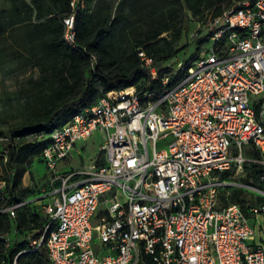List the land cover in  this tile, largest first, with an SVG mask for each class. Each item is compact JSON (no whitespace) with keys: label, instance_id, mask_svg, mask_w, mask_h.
I'll list each match as a JSON object with an SVG mask.
<instances>
[{"label":"built area","instance_id":"obj_1","mask_svg":"<svg viewBox=\"0 0 264 264\" xmlns=\"http://www.w3.org/2000/svg\"><path fill=\"white\" fill-rule=\"evenodd\" d=\"M70 6L64 38L74 47L86 0ZM202 23L192 36L211 45L180 80L159 78L154 58L139 50L144 86L110 91L35 134L31 141H48L40 161L51 171L38 192L21 196L27 187H15L10 166L16 141L0 136V216L11 225L0 241L5 250L23 246L0 264L43 250L50 264H264L249 222L264 217V0L235 1ZM95 134L101 164L58 172ZM247 166L259 170L257 183L244 181ZM236 191L258 196L243 208L232 201ZM24 212L39 216L30 229Z\"/></svg>","mask_w":264,"mask_h":264},{"label":"trees","instance_id":"obj_2","mask_svg":"<svg viewBox=\"0 0 264 264\" xmlns=\"http://www.w3.org/2000/svg\"><path fill=\"white\" fill-rule=\"evenodd\" d=\"M71 1L9 0L10 7L0 10V73L17 72L24 63L40 71L38 77H26L3 99L9 120L0 118L7 127L6 132L0 130V136L11 135L16 141L10 166L17 188L27 167L40 158L48 143L31 141L33 135L63 126L110 91L138 83L144 86L148 76L139 50L154 58L159 78L173 74L180 80L199 54L185 60L178 71L165 64L187 47L180 44L189 20L205 22L239 0H86L85 10L76 13L74 47L64 38L63 21L71 13ZM92 55L97 58L95 69ZM148 88L155 89V82ZM258 172L257 167L247 166L244 181L257 183ZM30 193L34 191L29 187L21 190L23 197ZM232 201L246 207L242 191H236ZM38 219L28 212L21 215L25 229L31 228L28 221L37 224ZM10 226L7 216H0V233ZM22 247L5 250L0 241V261L7 254L12 258ZM43 259L50 264L45 251L28 253L20 264H39Z\"/></svg>","mask_w":264,"mask_h":264},{"label":"rangeland","instance_id":"obj_3","mask_svg":"<svg viewBox=\"0 0 264 264\" xmlns=\"http://www.w3.org/2000/svg\"><path fill=\"white\" fill-rule=\"evenodd\" d=\"M9 7V0H0V10ZM186 28V33L180 44V47H187L178 54L177 58L172 59L170 62L166 63L165 66L177 67L178 61L188 60L195 53H198L199 55L206 54L207 49L211 45L206 41L201 43L200 40L197 41L192 36L196 30H198L199 33L204 32L202 22L189 20ZM30 75L38 77L40 75V71L37 67L27 65L25 63L23 66L19 67L17 72L0 73V118L9 120L3 106V99L5 98L6 93L15 91L16 88L19 87L20 83ZM0 130L3 132L7 131V127L3 126L1 122ZM33 138H35V135L31 137V139ZM102 144L103 140L99 134H95L86 142H79L75 150L72 152L71 157L67 161H62L59 163L57 168L58 172L63 173L72 170L88 169L89 166L96 162L97 159L99 162L102 161ZM50 176L51 171L48 169L47 165L44 162H41L40 158H35L32 165L27 167V173L22 182V187H29L32 189V191H34V193H36L46 184ZM243 196L245 198L254 200L258 195L252 192H243ZM249 222L255 230V236L252 241H254L256 245H262L264 247V217L255 218L254 216H251L249 218ZM14 237L15 236L13 235L12 239H15ZM39 264L48 263L45 261V259H43V261Z\"/></svg>","mask_w":264,"mask_h":264},{"label":"crops","instance_id":"obj_4","mask_svg":"<svg viewBox=\"0 0 264 264\" xmlns=\"http://www.w3.org/2000/svg\"><path fill=\"white\" fill-rule=\"evenodd\" d=\"M25 176H26V174H25ZM25 176L23 177V180H24ZM261 229H262V228H261ZM252 243H254V241H252Z\"/></svg>","mask_w":264,"mask_h":264}]
</instances>
